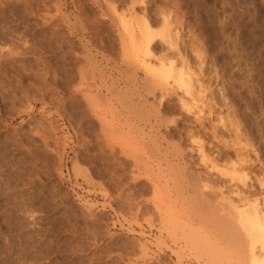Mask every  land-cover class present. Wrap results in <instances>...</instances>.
Listing matches in <instances>:
<instances>
[{
	"label": "rangeland",
	"instance_id": "1",
	"mask_svg": "<svg viewBox=\"0 0 264 264\" xmlns=\"http://www.w3.org/2000/svg\"><path fill=\"white\" fill-rule=\"evenodd\" d=\"M145 20L192 94L140 63ZM0 51V264H242L219 210L264 198V0H0Z\"/></svg>",
	"mask_w": 264,
	"mask_h": 264
},
{
	"label": "bare ground",
	"instance_id": "2",
	"mask_svg": "<svg viewBox=\"0 0 264 264\" xmlns=\"http://www.w3.org/2000/svg\"><path fill=\"white\" fill-rule=\"evenodd\" d=\"M137 1V0H136ZM144 4V3H143ZM223 5V4H222ZM221 6V5H220ZM129 10V9H128ZM152 11V10H151ZM156 11V10H155ZM217 11V10H216ZM159 14V13H158ZM162 14V13H161ZM260 14V13H259ZM120 16V15H119ZM122 16V15H121ZM120 16V17H121ZM124 16V15H123ZM135 16V17H134ZM133 17L134 18H136V15H134ZM116 17V16H115ZM138 17V16H137ZM146 17V16H145ZM148 17V16H147ZM169 17V16H168ZM228 17V16H227ZM125 18V17H124ZM122 19V20H124L125 21V19ZM163 18V17H162ZM167 18V17H166ZM220 18V17H219ZM127 19V18H126ZM137 19V18H136ZM138 19H140L139 17H138ZM138 19H137V21H138ZM143 19V18H142ZM161 20V19H160ZM164 19H162L161 21L162 22H164L163 21ZM136 21V20H135ZM136 21V22H137ZM165 21H166V19H165ZM136 22L134 23V24H136ZM227 22V21H226ZM236 22V21H235ZM138 23V22H137ZM238 23V22H237ZM246 23V22H245ZM250 23V22H249ZM125 24V23H124ZM139 24H141L139 27H140V29H138L139 27H138V25H137V29H138V31L140 30V32L139 33H141V35H142V38H141V42H140V45L138 44V46H140L139 48H140V51H142V58H140L141 59V64L144 66V68L146 69V70H150L153 74H151V75H155L156 77H158V78H160L161 80L162 79H164V80H168V79H171V81L169 80L168 82L167 81H165L166 83V85H168V86H170L171 88H174V89H181V91L183 92V94L185 93V95L187 94H189L190 95V93H191V91L193 90V85H195V84H193L194 83V81H196L195 79L193 80V78H192V74L190 73V72H188L187 71V69H189V68H184V65L186 66V64H184L183 62H180V66H179V68L178 69H176L175 68V66H173V63H172V61H168V60H166L165 58H162V57H156L155 56V53H154V47H153V45H152V42H153V38H154V36L156 35H158V37L159 38H161V39H163L164 38V40L163 41H166V43L168 44L167 46H173V48H174V45H175V39H176V35L175 34H171L170 32H168V34H165V35H163V34H161V32H163V31H160V30H162V28L159 30L160 32H157V33H155L153 30H154V28H152V26H154L153 24H154V22H149V21H144L143 23L142 22H140ZM167 24V23H166ZM166 24H165V26H166ZM217 24H219V23H217ZM227 25V24H226ZM126 26V25H125ZM129 26V25H128ZM165 26H163V27H165ZM170 26V25H169ZM177 26V25H176ZM175 26V27H176ZM248 26V25H247ZM169 28H171V26L169 27ZM125 29V28H124ZM123 29V30H124ZM152 29V30H151ZM132 30V29H131ZM156 30V29H155ZM163 30H164V28H163ZM13 33V32H12ZM131 33H132V31H131ZM159 33V34H158ZM242 34V33H241ZM22 35V34H21ZM220 35V34H219ZM11 36V35H10ZM230 36V35H229ZM8 37V36H7ZM167 37V38H166ZM235 37V36H234ZM5 38V37H4ZM131 37H129V39H130ZM178 38V37H177ZM123 39V38H122ZM230 39V38H229ZM235 39V38H234ZM259 39V38H258ZM132 40V39H131ZM155 40V39H154ZM263 40V39H262ZM133 41V40H132ZM137 42V41H136ZM151 43V44H150ZM181 43V42H180ZM156 44V43H155ZM124 45V44H123ZM119 46H121V45H119ZM133 46V45H132ZM159 46V45H158ZM160 47V46H159ZM120 48V47H119ZM123 48H125V47H123ZM161 48V47H160ZM247 48V47H246ZM122 49V48H121ZM120 49V50H121ZM122 50H126V49H122ZM134 50H136V49H134ZM139 50V49H138ZM160 50V49H159ZM172 51V50H171ZM237 51V50H236ZM1 52V51H0ZM132 52V51H131ZM163 52V51H162ZM238 52V51H237ZM245 51H243V53H244ZM16 54H17V52H15ZM123 53H124V51H123ZM160 53H161V50H160ZM164 53V52H163ZM178 53V52H177ZM20 54V53H19ZM136 54V53H135ZM173 54V53H172ZM4 55V54H3ZM13 55V54H12ZM21 55V54H20ZM8 56V55H7ZM10 56V55H9ZM129 56V55H128ZM163 56V55H162ZM239 56V55H238ZM125 57V56H124ZM177 57H178V55H177ZM253 57V56H252ZM128 58V57H127ZM136 58V57H135ZM173 58V57H172ZM245 58V57H244ZM257 58V57H256ZM184 59V58H183ZM173 60V59H172ZM180 60V59H179ZM232 60V59H231ZM239 60V59H238ZM8 61V60H7ZM135 61V60H134ZM139 61V60H138ZM10 63V62H9ZM89 63V62H88ZM156 63H157V65H156ZM264 63V62H263ZM127 64H128V62H127ZM197 64H198V62H197ZM155 65H156V68H155ZM253 65V64H252ZM245 66H246V64H245ZM10 67V66H9ZM134 67V66H133ZM143 68V69H144ZM196 68H197V66H196ZM247 68V67H246ZM134 69H135V67H134ZM137 69V68H136ZM259 69V68H258ZM193 70V69H192ZM191 70V71H192ZM80 72V71H79ZM199 72V71H198ZM234 72V71H233ZM253 72V71H252ZM81 74V73H80ZM199 74V73H198ZM26 76V75H25ZM196 76V75H195ZM198 77H199V75H198ZM248 77V76H247ZM2 80V79H1ZM0 80V81H1ZM12 80V79H11ZM18 81V80H17ZM163 81V80H162ZM233 81V80H232ZM6 83V82H5ZM258 83V82H257ZM55 84V83H54ZM156 83H154V85H155ZM197 84H198V82H197ZM242 84V83H241ZM22 85V84H21ZM161 85V84H160ZM159 85V86H160ZM198 85H200V84H198ZM164 86V85H163ZM201 86V85H200ZM257 86V85H256ZM8 87H9V85H8ZM3 88V87H2ZM165 87H163V89H162V87L160 88V90H163L164 92H166L165 91V89H164ZM147 89H148V87H147ZM201 88H199V90H200ZM24 90H26V89H24ZM150 90V89H149ZM167 90V89H166ZM177 90V91H178ZM198 90V89H197ZM168 92V91H167ZM197 92V91H196ZM200 91H198V93H199ZM4 93V92H3ZM197 93V94H198ZM14 94V93H13ZM165 94V93H164ZM168 94V93H167ZM192 94V93H191ZM200 94V93H199ZM218 94V93H217ZM251 94V93H250ZM12 95V94H11ZM154 95V94H153ZM174 95V94H173ZM201 95V94H200ZM220 95V94H219ZM161 96H163V95H161ZM2 97V96H1ZM201 97V96H200ZM198 98V97H197ZM221 98H223V97H221ZM12 100V99H11ZM43 100V99H42ZM158 100V99H157ZM192 100V99H191ZM220 100V99H219ZM178 101V100H177ZM182 101V100H181ZM194 101V100H193ZM218 101V100H217ZM90 103V102H89ZM182 103H184L183 101H182ZM187 103V102H186ZM91 104V103H90ZM158 104V103H157ZM180 104H181V102H180ZM189 104V103H188ZM58 105V104H57ZM184 105V104H183ZM182 104H181V106L184 108L185 106H183ZM208 105V104H207ZM158 106V105H157ZM188 106H186V108H187ZM192 107V106H191ZM18 108V107H17ZM156 108V107H155ZM189 108V107H188ZM260 108V107H259ZM188 110V109H187ZM195 110V109H194ZM164 111V110H163ZM189 111H190V109H189ZM200 111V110H199ZM186 112V111H185ZM16 113V112H15ZM190 113V112H189ZM195 113V112H194ZM194 113H192V114H194ZM198 113H200V112H198ZM200 115V114H199ZM196 116V115H195ZM100 117V116H99ZM102 117V116H101ZM197 117V116H196ZM200 117V116H199ZM260 117V116H259ZM104 119V118H103ZM166 119V118H165ZM232 119V118H231ZM235 120V119H234ZM104 122V121H103ZM45 123V122H44ZM47 123V122H46ZM45 123V124H46ZM103 125V124H102ZM231 125V124H230ZM101 126V125H100ZM106 126V125H105ZM109 126V125H108ZM234 126V125H233ZM107 127V126H106ZM113 127H115V126H113ZM109 128H110V126H109ZM130 128V127H129ZM116 129H119V128H117L116 127ZM119 131H121V130H119ZM179 131V130H178ZM237 131V130H236ZM104 133V132H103ZM110 134V133H109ZM113 134V133H112ZM118 134V133H117ZM121 134V133H120ZM129 135V134H128ZM179 135V134H178ZM108 136V135H107ZM112 136H114V135H112ZM110 137V136H109ZM236 137V136H235ZM239 137V136H238ZM117 138H119V137H117ZM155 138V137H154ZM10 139V138H9ZM111 139V138H110ZM121 139V138H120ZM239 139V138H238ZM16 140V139H15ZM152 140V139H151ZM234 140V139H233ZM117 141V140H116ZM123 141V140H122ZM153 141V140H152ZM238 141V140H237ZM233 143V142H232ZM236 143V142H235ZM148 145V144H147ZM146 145V146H147ZM156 145V144H155ZM123 146V145H122ZM129 146V149H130V145H128ZM126 148H127V150H128V147H127V145L125 146ZM124 147V148H125ZM150 147V146H149ZM152 147V146H151ZM176 147V146H175ZM154 148H156L155 146H154ZM177 148V147H176ZM20 149V148H19ZM199 150H201L200 149V147L198 148ZM152 151V150H151ZM179 151V150H178ZM201 151H203V150H201ZM199 152V151H198ZM121 153H122V151H121ZM137 153V152H136ZM139 153V152H138ZM165 154V153H164ZM138 155V154H137ZM155 156V155H154ZM203 156H205V155H203ZM200 157H202L201 156V154H200ZM205 158V157H204ZM237 157H235V159H236ZM116 160V159H115ZM187 160V159H186ZM237 160V159H236ZM235 160V161H236ZM108 161V160H107ZM167 162V161H166ZM237 162V161H236ZM176 163V162H175ZM235 163V162H234ZM135 164V163H134ZM138 164V163H137ZM236 164V163H235ZM118 165V164H117ZM144 165V164H143ZM171 165V164H170ZM176 165H177V163H176ZM233 165V164H232ZM14 166V165H13ZM17 166V165H16ZM24 166V165H23ZM121 166V165H120ZM135 166V165H134ZM138 166H140V165H138ZM156 166V165H155ZM168 166V165H167ZM76 167H77V165H76ZM152 167V166H151ZM171 167V166H170ZM180 167V166H179ZM183 167H184V165H183ZM216 167V166H215ZM231 167V166H230ZM135 168H137V167H135ZM145 168V167H144ZM144 168H143V170H144ZM161 168V167H160ZM167 168V167H166ZM218 168V167H217ZM241 168V167H240ZM138 169V168H137ZM136 169V170H137ZM168 169V168H167ZM78 170V169H77ZM140 170V169H139ZM138 170V171H139ZM142 170V169H141ZM228 170H229V168H228ZM34 171V170H33ZM36 171V170H35ZM158 171V170H157ZM178 171V170H177ZM175 172V171H174ZM179 172V171H178ZM217 172H219V171H217ZM223 172H225V170L223 171ZM243 172V171H242ZM28 173V172H27ZM146 173V172H145ZM176 173V172H175ZM230 173H232V172H230ZM230 173H229V175H230ZM245 173V172H244ZM243 173V177H245V174ZM144 174V173H143ZM142 174V175H143ZM179 174V173H178ZM220 174V173H219ZM227 173H225V175H226ZM233 174V173H232ZM235 174V173H234ZM161 175H162V173H161ZM168 175V174H167ZM224 175V176H225ZM20 176V175H19ZM173 176H175V175H173ZM193 176V175H192ZM228 176V175H227ZM232 176H235V175H232ZM264 176V175H263ZM145 177H147V176H145ZM176 177V176H175ZM179 177H180V175H179ZM236 177V176H235ZM246 177H248L247 175H246ZM245 177V178H246ZM262 177V176H261ZM169 178H171V177H169ZM178 178V177H177ZM182 178V177H181ZM194 178V177H193ZM197 179L199 178V176H197L196 177ZM234 178V177H233ZM263 178V177H262ZM163 179V178H162ZM187 179H188V177H187ZM204 179H205V176H204ZM242 179V178H241ZM134 180V179H133ZM172 180V179H171ZM177 180H179V179H177ZM188 180H190V179H188ZM199 180H201V179H199ZM229 180H230V178H229ZM259 180V179H258ZM13 181V180H12ZM116 181V180H115ZM165 181H167V180H165ZM175 181V180H174ZM173 181V182H174ZM192 181V180H191ZM203 181V180H202ZM205 182H207L206 180H204ZM245 181V179L243 180V182ZM182 182V181H181ZM205 182H201L202 183V185L203 184H205ZM231 182V181H230ZM144 183V182H143ZM164 183H166V182H164ZM187 183H189V182H187ZM196 183H198V182H196ZM208 183V182H207ZM206 183V184H207ZM242 183V182H241ZM261 183V182H260ZM161 184V183H160ZM205 184V185H206ZM213 184V183H212ZM245 184V183H244ZM262 184V183H261ZM118 185V184H117ZM174 185V184H173ZM201 185V186H202ZM215 185V184H214ZM165 186V185H164ZM186 186V185H185ZM189 186V185H188ZM198 186H200V185H198ZM198 186L196 187V185H195V188H198ZM211 186V185H210ZM170 187V186H169ZM205 187V186H204ZM207 187H209V186H207ZM262 187V186H261ZM164 188V187H163ZM165 188H166V186H165ZM201 187H199V189H200ZM210 188V187H209ZM263 188V187H262ZM152 189V188H151ZM202 189H204L203 188V186H202ZM205 189H206V187H205ZM211 189V188H210ZM215 189H217V188H215ZM219 189V188H218ZM174 190V189H173ZM214 190V189H213ZM152 191V190H151ZM165 191V190H164ZM191 191V190H190ZM206 191V190H205ZM209 191V190H208ZM223 191V190H222ZM221 191V192H222ZM157 192V191H156ZM175 192V191H174ZM196 192V191H195ZM198 192H200L199 190H198ZM210 192V191H209ZM214 192V191H213ZM232 192V191H231ZM152 193V192H151ZM180 193H182V192H180ZM189 193V192H188ZM201 193V192H200ZM199 193V194H200ZM202 193H203V191H202ZM212 193V192H211ZM168 194H170L169 192H168ZM177 194V193H176ZM175 194V195H176ZM194 194V193H193ZM192 194V195H193ZM196 194V193H195ZM218 194H220L221 195V193H219L218 192ZM231 194V193H230ZM158 195V194H157ZM162 195V194H161ZM161 195H159V196H161ZM175 195H174V200H175ZM197 196H199L198 194H196ZM195 195V196H196ZM229 195V194H228ZM234 194H232V196H233ZM110 196V195H109ZM169 196V195H168ZM190 196H191V194H190ZM196 196V197H197ZM207 196V195H206ZM205 196V194H204V197L205 198H207ZM209 196V195H208ZM211 196H212V194H211ZM215 197H216V195H214ZM221 196H223V197H225L224 195H221ZM259 196V195H258ZM189 197V196H188ZM192 198H193V196H191ZM214 197V198H215ZM218 197V196H217ZM216 197V198H217ZM222 197V198H223ZM230 197V196H229ZM228 197V198H229ZM32 198V197H31ZM152 198V197H151ZM178 198V197H177ZM184 198V197H183ZM191 198V199H192ZM200 198V197H199ZM210 198V197H209ZM212 198H213V196H212ZM221 197L219 198H217L218 199V201L221 203V199H222ZM231 199H232V197H230ZM252 198H254V197H252ZM242 199V200H238L237 201V199H236V201H234L233 199H232V201L231 200H227V198L225 199V198H223L224 199V203H223V200H222V205H223V207H224V209H221L220 208V210L219 211H221L222 212V214L221 215H223L222 217H225L224 218V220H222V218H221V220H220V218H219V220H220V222L222 221V224H223V226H224V229H228V228H225V227H227L229 224L230 225H232L233 224V227H235V228H237V230L239 231V233L242 235L241 236V238H240V234L238 233V231H237V233H238V235H237V237H239L240 239H242L243 238V242H242V240H240L239 241V238H238V242H237V249L236 250H238V256H237V260L239 261L238 263H240V262H242V264H264V198L263 199H259V198H254V199ZM152 199H155L156 200V198L154 197V198H152ZM172 199V200H173ZM180 199V198H179ZM204 199V198H203ZM211 199V198H210ZM158 200V199H157ZM193 200H194V198H193ZM197 200H198V197H197ZM201 200V199H200ZM199 200V201H200ZM206 201L208 200V199H205ZM215 200V199H214ZM225 200H226V202H225ZM210 201V200H209ZM23 202V201H22ZM160 202V201H159ZM176 202V201H175ZM181 202V201H180ZM203 202V201H202ZM208 202V201H207ZM214 202V201H213ZM15 203V202H14ZM128 203V202H127ZM142 203V202H141ZM161 203H162V201H161ZM212 203V201H210V204ZM220 203H213V204H219V205H221ZM172 204H174V202L172 203ZM204 204H206V203H204ZM213 204H212V206H213ZM169 205V204H168ZM181 205V204H180ZM179 205V206H180ZM189 205H190V203H189ZM208 205V204H207ZM218 205V206H219ZM178 206V207H179ZM215 206V205H214ZM35 207V206H34ZM181 207L183 208V206L181 205ZM195 207H196V205H195ZM205 207V206H204ZM207 207V206H206ZM209 207H210V205H209ZM25 208V207H24ZM147 209V208H146ZM184 209V208H183ZM210 209H211V207H210ZM213 209V208H212ZM34 210V209H33ZM87 210V209H86ZM204 210H205V208H204ZM88 211V210H87ZM156 211H158V210H156ZM174 211H176L175 209H174ZM184 211V210H183ZM193 211V210H192ZM196 211V210H195ZM210 211V210H209ZM212 211H214V210H212ZM215 211H218V209H215ZM164 212H165V210H164ZM178 212V211H177ZM206 212H207V209H206ZM211 212V211H210ZM220 212V213H221ZM4 213V212H3ZM29 213V212H28ZM181 213V212H180ZM217 213V212H216ZM165 214V213H164ZM184 214V213H183ZM217 214H219V213H217ZM169 215V214H168ZM196 215V214H195ZM198 215V214H197ZM186 216V215H185ZM210 216V215H209ZM211 216H213V214L211 215ZM215 216H217V215H215ZM167 217H170V216H167ZM166 217V218H167ZM172 217V216H171ZM218 217V216H217ZM216 217V218H217ZM175 218V217H174ZM187 218V217H186ZM192 218H193V216H192ZM192 218H190V219H192ZM165 219V218H164ZM171 219V218H170ZM169 219V220H170ZM159 221V220H158ZM178 221H180V220H178ZM202 221V220H201ZM204 221V220H203ZM223 221L227 224V226H225L224 225V223H223ZM168 222V221H167ZM181 222V221H180ZM205 222V221H204ZM161 223V222H160ZM172 223V222H171ZM174 223V222H173ZM178 223V222H177ZM206 223V222H205ZM209 223V222H208ZM207 223V224H208ZM199 224V223H198ZM221 224V225H222ZM229 225V226H230ZM167 226V225H166ZM174 226V225H173ZM189 226V225H188ZM198 226V225H197ZM219 226V225H218ZM228 226V227H229ZM190 227V226H189ZM171 228H172V225H171ZM188 228V227H187ZM194 228V227H193ZM230 228H232V226H230L229 227V229ZM165 229V228H164ZM175 229V228H174ZM192 229V228H191ZM211 229V228H210ZM219 229V228H218ZM161 230V229H160ZM168 230V229H167ZM216 230V229H215ZM164 231V230H163ZM197 231V230H196ZM213 231H214V229H213ZM225 231H227V230H225ZM229 231V230H228ZM227 231V232H228ZM231 231H233V228H232V230ZM234 231H236V230H234ZM189 232V231H188ZM224 232V231H223ZM166 233V232H165ZM174 233V232H173ZM180 233V232H179ZM218 233V232H217ZM225 233V232H224ZM159 234V233H158ZM208 234H210V233H208ZM212 234V233H211ZM210 234V235H211ZM189 235V234H188ZM214 235V234H213ZM167 236L169 237V235L167 234ZM171 236V235H170ZM174 236V235H173ZM206 236H208V235H206ZM196 237V236H195ZM195 237H193V238H195ZM212 237V236H211ZM214 237V236H213ZM171 238V237H170ZM169 238V239H170ZM199 238V237H198ZM220 238V237H219ZM172 239H174V238H172ZM172 239L170 240V241H172ZM179 239V238H178ZM192 239V238H191ZM217 239V238H216ZM220 239H222V238H220ZM175 240V239H174ZM180 240H182V239H180ZM212 240H214L213 238H212ZM219 240V239H218ZM232 240V239H231ZM175 241H177V240H175ZM195 241V240H194ZM201 241V240H200ZM204 241H205V239H204ZM208 241V240H207ZM214 241H216V242H218L217 240H214ZM220 241V240H219ZM188 242V241H187ZM240 242V243H239ZM200 243V242H199ZM208 243V242H207ZM227 243V242H226ZM141 244V243H140ZM173 244H174V241H173ZM190 244H193V243H190ZM234 244H235V242H234ZM198 245V244H197ZM226 245V244H225ZM227 245H229V244H227ZM144 246V245H143ZM178 246H180V245H178ZM191 246V245H190ZM193 246V245H192ZM196 246V245H195ZM204 246V245H203ZM202 246V247H203ZM215 247H217L216 245H214ZM213 246V247H214ZM230 246V245H229ZM141 247V246H140ZM139 247V248H140ZM184 247V246H183ZM221 247V246H220ZM228 247V246H227ZM231 247H234V246H231ZM142 248V247H141ZM186 248V247H185ZM145 249H147V248H145L144 247V250ZM187 249V248H186ZM189 249V248H188ZM190 249H192V248H190ZM200 249V248H199ZM214 248H212V250H213ZM233 249H235V248H233ZM141 250V249H140ZM143 250V251H144ZM180 250V249H179ZM206 250V249H205ZM215 250H217V249H215ZM214 250V251H215ZM230 250V249H229ZM173 251V250H172ZM177 251V250H176ZM182 251H183V248H182ZM204 251V250H203ZM211 251V250H210ZM210 251H208V252H210ZM218 251V250H217ZM223 251V250H222ZM231 251V250H230ZM208 252H203V253H208ZM218 252H220L221 253V250L220 251H218ZM218 252H217V254H215L214 252L211 254V255H209L210 253H208V255H209V258H210V260L208 261V263L207 264H209L210 263V261H211V259H212V261L213 260H215L214 258H216L217 259V261H215L217 264H218V262L219 261H222V260H224L225 261V263H226V261H228V263H229V260H230V256H229V258H227L226 257V260H225V256H223L224 258H222V259H220V257H219V255H218ZM224 252V251H223ZM144 253V252H143ZM198 253V252H197ZM200 254H201V251L199 252ZM219 253V254H220ZM226 253H230V252H228V251H226V252H224V255H226ZM145 254V253H144ZM174 254H176V253H174ZM189 254V253H188ZM213 254H215L214 255V257L212 256ZM235 254H236V251H235ZM234 254V255H235ZM177 255V254H176ZM191 255V254H190ZM207 257H208V255L207 254H205ZM204 255V256H205ZM218 255V256H217ZM220 255H222V253L220 254ZM194 256V255H193ZM197 256V255H196ZM201 256H202V254H201ZM200 257V256H199ZM236 257V256H235ZM229 259V260H228ZM219 260V261H218ZM232 260V259H231ZM212 261H211V263L210 264H213L214 263V261H213V263H212ZM236 262V261H235ZM228 263H226V264H228ZM231 263V262H230Z\"/></svg>",
	"mask_w": 264,
	"mask_h": 264
}]
</instances>
